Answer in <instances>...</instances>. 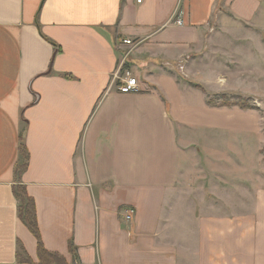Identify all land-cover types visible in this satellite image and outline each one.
<instances>
[{"label":"crops","instance_id":"0c3cea01","mask_svg":"<svg viewBox=\"0 0 264 264\" xmlns=\"http://www.w3.org/2000/svg\"><path fill=\"white\" fill-rule=\"evenodd\" d=\"M263 6L0 0V264H39L14 193L22 132L21 180L63 264H264L261 116L212 105L172 72L224 79L197 58L217 29L256 24ZM128 66L140 89L123 93Z\"/></svg>","mask_w":264,"mask_h":264},{"label":"rangeland","instance_id":"374dc122","mask_svg":"<svg viewBox=\"0 0 264 264\" xmlns=\"http://www.w3.org/2000/svg\"><path fill=\"white\" fill-rule=\"evenodd\" d=\"M261 12L260 21L256 24L233 21L228 30L217 29L212 37L215 43L208 56L197 58L199 66L214 67L221 72L224 79H220L223 81L212 80L211 77L188 79L183 75L184 69L180 65H176L172 72L180 81L202 89L215 105L229 102L244 106L245 109L257 110L264 133V6ZM226 40L229 41L228 44ZM127 69L129 66L123 70L126 72ZM217 81L225 85L226 89H222L223 86L219 89L212 88L211 85ZM229 87L244 89V92L238 93ZM261 153L264 162V142Z\"/></svg>","mask_w":264,"mask_h":264},{"label":"trees","instance_id":"16d2710c","mask_svg":"<svg viewBox=\"0 0 264 264\" xmlns=\"http://www.w3.org/2000/svg\"><path fill=\"white\" fill-rule=\"evenodd\" d=\"M54 45L56 43L54 41H50ZM66 77H71L66 74ZM210 104H213V101H209ZM226 106L238 105L237 103H229L224 104ZM245 108L244 106H241ZM20 153L21 160L16 166L15 175L17 180V185L14 187V193L16 198L19 201V213L24 224L30 229V231L37 238L38 242V258L39 264H63L65 262L64 257H62L59 253L49 251L42 240L37 213H36V205L34 199L28 194V191L25 185L22 183V174L27 169L30 159L29 150L24 141V134L21 133V145H20ZM70 249L75 253L76 247L72 241H70ZM25 254V253H24ZM22 259L29 264H36L27 254L22 256Z\"/></svg>","mask_w":264,"mask_h":264},{"label":"built area","instance_id":"2783aa9c","mask_svg":"<svg viewBox=\"0 0 264 264\" xmlns=\"http://www.w3.org/2000/svg\"><path fill=\"white\" fill-rule=\"evenodd\" d=\"M138 2H141L142 0H137ZM177 23L182 24V20L178 19ZM122 42L125 44H133V41L128 38L122 39ZM120 80L122 84L120 85L119 89L123 93L127 92H133V91H138L140 89V82L137 77L133 76L131 71H126L124 73ZM134 215H135V209L132 207H129L126 211L125 218L129 222H132L134 220Z\"/></svg>","mask_w":264,"mask_h":264}]
</instances>
